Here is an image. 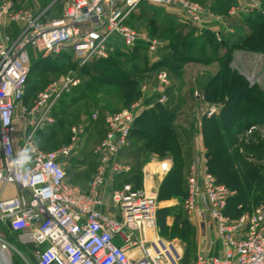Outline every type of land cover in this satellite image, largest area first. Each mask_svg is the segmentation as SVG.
<instances>
[{
	"label": "built area",
	"instance_id": "obj_1",
	"mask_svg": "<svg viewBox=\"0 0 264 264\" xmlns=\"http://www.w3.org/2000/svg\"><path fill=\"white\" fill-rule=\"evenodd\" d=\"M144 2L180 11L200 30H213L221 41L227 16L197 0H66L61 14L51 19L43 18L47 10L17 7L15 0L0 4V184L18 188L15 196L0 198V253L9 262L18 253L24 261L35 257L37 264H181L180 248L160 234L157 193L133 182L116 188L110 184L131 170L120 160L122 151L131 146L135 120L155 103L139 99L104 116L107 134L95 148L98 164L88 191L67 181L65 162L75 153L83 126L73 127L72 142L57 149L44 150L35 143L36 133L55 122L53 113L61 99L82 81L70 71L38 92L30 107L24 105L31 52L73 57L83 66L109 59L119 39L128 46L145 44L155 55L161 42L129 24ZM243 12L264 15L262 2L247 0L231 7L228 17ZM8 23L19 26L18 34L4 32ZM232 67L251 86L264 88V75L243 72L235 63ZM158 77L162 88L158 101L165 103L169 75L163 70ZM220 109L214 103L205 114L212 117ZM19 114L27 117L30 129L17 147L14 132ZM170 168V159H160L163 173ZM108 186L109 202L104 197ZM233 196L210 171L205 153L195 156L184 208L198 217L204 241L211 232L216 234L219 248L215 254H199L195 264H264V199L233 217L227 212ZM104 206L109 209L103 210ZM19 247L27 250V256Z\"/></svg>",
	"mask_w": 264,
	"mask_h": 264
},
{
	"label": "rangeland",
	"instance_id": "obj_2",
	"mask_svg": "<svg viewBox=\"0 0 264 264\" xmlns=\"http://www.w3.org/2000/svg\"><path fill=\"white\" fill-rule=\"evenodd\" d=\"M65 1L16 0L15 2L20 7H33L38 12L47 10L43 18L51 19L61 14ZM199 1L206 3L219 15L227 16L225 17L226 25L221 26L224 32L227 27L241 25L249 15L243 12L235 18L228 17L231 7L244 5L247 0ZM129 24L140 33L147 34L161 42L162 45L159 46V50L155 55L149 53L145 44L128 46L119 39L115 42L118 53H114V58L106 63L94 60L82 66L73 57H44L42 54L31 52V76L24 101L25 105L32 103L35 100L36 93L47 84L68 74L70 71H73L82 81L77 89L71 91L68 96L66 95L57 106V110L55 109V122L45 125L38 131L35 135V143L42 149H57L72 142L73 127L83 126L84 133L78 135V147L75 153L65 162L70 165V163H75L71 161V158H79V165L83 172L76 175V172L73 171L74 173L69 174V176H72L75 181L74 184L78 185L79 180L84 179L81 183L82 187L86 189L98 164L95 148L107 134V126L102 120L104 115L118 112L127 107L129 103L131 104L139 99H143L145 103H159L164 107L165 105L171 107L178 103L177 105L180 106L179 111H183L185 114L173 112L177 117H175L176 119H174L172 125L177 124L184 127L183 125L186 124V128H183L187 136L182 141V148L185 150L183 154L193 160L194 155L191 149L196 146L194 141L196 138H202V147L206 150L205 156L209 165L207 151H215L219 144L225 146L227 152L223 158L230 160V167L226 173L231 171L234 173L231 175L233 177L231 178L232 181L226 182L227 187L234 192L231 206L235 207L238 203H244L251 207L262 201L264 199V116L256 121L235 126H229L215 118L206 120L205 113L210 105L214 103L221 105L220 100L208 99L204 93V84L218 70V64L208 65L187 61L183 63L181 70L174 73L168 65L161 61L168 53L175 52L173 46H171L172 43L180 44L186 41L179 35V31L187 33L194 29L195 34L194 36L191 35L188 41H193L195 37L200 39L202 31L189 22L180 11L147 2L142 3L132 13ZM200 41H203V39L201 38ZM237 64L238 67L241 66L239 63ZM103 67L107 68L104 72L100 70ZM253 67L258 75H264V54L260 53V57L258 61L253 63ZM247 68L253 70L252 67ZM247 68L245 67V69ZM114 69H125L129 74L130 71H136L132 76L138 82L137 88L140 89V93L135 95L133 99H128L122 88L113 82L116 80ZM163 70L167 71L169 75V84L166 90L168 99L165 103H160L158 99L161 96L162 88L158 76L160 71ZM126 76L128 74H123V77ZM258 86L264 90L262 86ZM199 94L202 95L200 99ZM261 96L263 94L258 92L251 94L253 103L264 108V98ZM170 111H172V108H170ZM95 114L99 115L97 120L93 118ZM142 119L143 122L148 123L145 120L146 118L142 117ZM214 121L217 123L213 124L214 129L219 127L216 125L222 123L225 126V131L219 132L214 145H207L208 142L205 141L207 136L203 131L205 127L211 128ZM141 124L140 126H142ZM137 131L132 133L131 146L123 150L120 157L122 164L131 167L128 172H131V174L125 173L114 177L110 184L115 187L119 180L125 181V178H127L138 187H143L145 185V173L151 172V179L157 193L159 231L167 241L176 244L180 248L182 252L181 264H195L198 255L202 253H217L219 248L216 234L211 232L208 239L204 241L198 217L188 213L184 208L183 201L186 197L189 163L185 165L183 173L180 174L175 171L170 176L173 177L172 179L169 178L173 185L163 187V184L168 180L169 171L176 169L183 163L182 160H176L177 156L182 155V152L180 150L178 152L176 148L179 143L177 140L171 139L170 148L172 149L165 153L163 151L155 153L153 150L141 151L139 147L147 141V138L141 139L136 135ZM24 137H22L21 142ZM160 159H170L171 168L166 175L159 171ZM213 169H218V165H214ZM69 182H72V180L69 179ZM161 194H165L164 197H169V199H159ZM19 250L27 256L25 248L19 247ZM14 261L16 264H37L35 257H27V261H24L18 253H14Z\"/></svg>",
	"mask_w": 264,
	"mask_h": 264
},
{
	"label": "trees",
	"instance_id": "obj_3",
	"mask_svg": "<svg viewBox=\"0 0 264 264\" xmlns=\"http://www.w3.org/2000/svg\"><path fill=\"white\" fill-rule=\"evenodd\" d=\"M261 1L264 8V2L263 0ZM199 2L204 5H207L202 1ZM16 5L17 7H20L18 6L17 2ZM246 28L248 29V31L245 30ZM179 32V35L183 37L186 41L180 44L172 43L171 46H173V50L175 52L168 53L167 55H165V57L161 59V61L165 65H168V67L171 68L174 73H177L178 70H181L183 63L187 61L208 65L213 63L218 64V70L209 78V80L205 84L204 93L208 99H211L213 101L220 100L221 109L217 115H214L212 117H205V119L211 120L215 118L221 120L223 123L228 124L229 126H235L246 124L250 121H256L260 119V117H263L264 108H262V106L259 104L253 103L254 101L251 97V94L258 92L263 94V96L261 97L264 98V90L261 89L258 85L251 86L247 79L232 67V64L234 60L235 51L243 50L264 54V15L261 12L247 15V19H245L241 25L234 26L233 33L227 31L222 32L221 41L217 40L215 32L210 29L202 31L201 38L203 39V41H200L201 38L198 39V37H195L193 41H188L191 35L194 36V29H191V31L187 33H184L183 31ZM116 51L117 49L111 54L109 59L99 61L105 63L110 61L114 58L113 54L118 53V51ZM106 69V67H103L100 70L104 72ZM114 70V76H116V80L114 79L115 81L113 82L119 85L120 88H122L124 94H126V97H128V99H133L135 95L140 93V89L137 88L138 82L132 76V74L136 71H130L129 74V72H127L125 69ZM123 74H128V76L123 77ZM29 78L26 86V94L24 97V101L26 99L29 88ZM37 94L38 92L36 93V95ZM65 97L61 99L59 104L63 101ZM31 105L32 103L26 106L29 107ZM56 110H54L55 113H53L54 117L56 115ZM104 116L102 120L104 119ZM142 117L146 118L145 120H147L148 123L146 121L143 122ZM174 117V113L171 112L167 107H164L159 103H155L154 108L145 110L141 113V115L135 120L132 129V133L138 130L136 135L139 136L141 139L147 138V141L139 147V150L141 151L153 150L155 151V153H157V151H163L165 153L172 149L170 148L171 139H175L179 143L180 146L177 145L176 148L178 152L179 150L182 152V155L177 156L176 160H182L183 163H181V165L176 169L169 171L168 180L166 181V183L163 184V187L173 185L172 181H169V178H173L170 176H172L175 171L179 172L180 174L183 173V171H185V165L189 163L190 167V164L192 162L191 157H188L187 155L183 154L185 150L184 148H182V141L183 139L187 138L186 132L179 131L178 128L172 125ZM214 123L217 124L216 121H214L212 122L211 128L205 127V130L203 131L205 136H207L205 138V141L208 142L207 145H214V142L219 136V132L225 131V126L222 123L216 125L219 127L214 129ZM140 124L142 126H140ZM211 130L213 131L212 133ZM226 152V147L219 144L217 145L215 151H207L206 155L209 158L210 171L216 176L218 182L228 186L226 182L229 183L232 181L231 178L233 177H231V175H233L234 173L232 171L230 173H226L228 171V168L230 167V160L223 158ZM214 165H218V169H213ZM130 174L131 172L128 173V175ZM91 180L89 186L86 189L82 190L88 191L91 184ZM124 182L131 181L127 178H125V181L119 180L118 187L121 186V184H123ZM164 195L165 194H161L159 196V199H169V197H164ZM232 198L229 201L227 212L233 217H238L245 211H251L254 206L252 205L251 207H249L244 203H238L235 207H233L230 204ZM240 205L242 207H239Z\"/></svg>",
	"mask_w": 264,
	"mask_h": 264
},
{
	"label": "crops",
	"instance_id": "obj_4",
	"mask_svg": "<svg viewBox=\"0 0 264 264\" xmlns=\"http://www.w3.org/2000/svg\"><path fill=\"white\" fill-rule=\"evenodd\" d=\"M3 1H5V0H0V3L1 2H3ZM232 29H233V31L231 32V33H233L234 32V27H231ZM222 30V32H224V29H221ZM246 31H248V29L246 28L245 29ZM202 31V30H201ZM226 31H227V29H226ZM225 31V32H226ZM4 32H6L7 34H10V35H12V36H15L16 34H18V32H19V26H17L16 24H7V26L4 28ZM227 32H230V31H227ZM260 57V53H254V52H248V51H243V50H239V51H235V53H234V60H233V63H235L237 66H238V64L237 63H239L241 66H239L241 69H242V71L243 72H251V69H248L247 67H252L253 68V70H255L254 69V67H253V63L255 62V61H258V58ZM32 60V59H31ZM245 67L247 68V69H245ZM252 70V71H253ZM215 73V72H214ZM213 73V74H214ZM212 74V75H213ZM260 75H262L263 76V74H260ZM211 77V76H210ZM209 77V78H210ZM208 78V79H209ZM205 85V84H204ZM171 88H173V87H171ZM170 92H171V90H170ZM169 94V93H168ZM168 96V95H167ZM198 97H199V99H200V97H202V95L201 94H199L198 95ZM182 101V100H181ZM182 102H185V101H182ZM33 103V102H32ZM151 103H154V102H151ZM176 103V102H175ZM178 103H176L174 106H166L165 105V107H169L168 109L170 110V108H172V111L171 112H177V113H180V114H185V112H183V111H179V109H180V106L179 105H177ZM25 105V104H24ZM171 105V104H170ZM26 106V105H25ZM26 107H28V106H26ZM30 107V106H29ZM154 108V107H153ZM174 108V109H173ZM185 116V115H184ZM175 117H177V116H175ZM174 117V119H176ZM183 117V116H182ZM174 119H173V121H174ZM173 123V122H172ZM173 126H175L176 128H178V130L179 131H183L184 129L183 128H186V124H184L183 126L184 127H180L179 125H177V124H173ZM15 128H16V131L14 132V140H15V142H16V145H17V147H19L20 146V142H21V139H22V137H24L25 135H27L28 134V132H29V129H30V127H29V125H28V119H27V117L26 116H24L23 114H19L17 117H16V119H15ZM35 142H36V140H35ZM194 143L196 144V146H194V148H192L191 150H192V153H193V155H194V157L195 156H197V155H202L203 153H205V149H204V147H202V145H203V141H202V138L200 139V138H196L195 139V141H194ZM73 159V160H72ZM71 161H74L75 163H70V165H68V163H66L67 165H66V171H67V173H68V177H67V181L69 182V179H71L72 180V182H69L70 184H72V185H74V186H78V187H80L81 189H85V188H83L82 187V183H81V181L83 182L84 181V179L82 180V178H81V181L79 180V185L78 184H74L75 183V181H74V179H73V177L71 176H69V174H72V173H74V172H76V175L77 174H80L81 172H83L82 171V168L80 167V165H79V158H71ZM74 171V172H73ZM159 171H161V169L159 168ZM161 173H163L162 171H161ZM146 175H144V177H145V185L143 186L145 189H147L148 191H154V192H156V190H155V188H154V186H153V182H152V179H151V177H152V173L151 172H146L145 173ZM163 175H166V174H163ZM90 183V182H89ZM118 185V184H117ZM117 185H115V188L116 187H118ZM89 186V185H88ZM152 186V187H151ZM18 193V188L15 186V185H13V184H10V185H7V186H5V187H3L2 186V184H0V198L1 199H7V198H10V197H13V196H15L16 194ZM109 195V196H108ZM104 197H105V200L107 201V202H109V199H110V187L108 186V187H106L105 188V195H104ZM105 209H109V206H104L103 207V210H105ZM0 259H1V263L2 264H11V263H16L15 261H14V253L12 254V261L11 262H9L6 258H5V256H4V254L3 253H0ZM18 264V263H17Z\"/></svg>",
	"mask_w": 264,
	"mask_h": 264
}]
</instances>
